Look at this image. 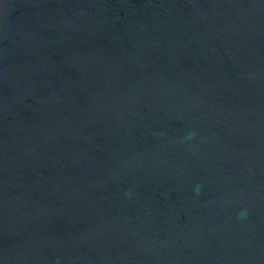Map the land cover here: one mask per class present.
Returning a JSON list of instances; mask_svg holds the SVG:
<instances>
[{
	"label": "water",
	"instance_id": "obj_1",
	"mask_svg": "<svg viewBox=\"0 0 264 264\" xmlns=\"http://www.w3.org/2000/svg\"><path fill=\"white\" fill-rule=\"evenodd\" d=\"M0 264H264V0H0Z\"/></svg>",
	"mask_w": 264,
	"mask_h": 264
}]
</instances>
